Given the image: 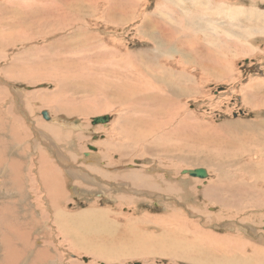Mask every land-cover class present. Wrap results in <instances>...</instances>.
I'll list each match as a JSON object with an SVG mask.
<instances>
[{
  "label": "rangeland",
  "instance_id": "obj_1",
  "mask_svg": "<svg viewBox=\"0 0 264 264\" xmlns=\"http://www.w3.org/2000/svg\"><path fill=\"white\" fill-rule=\"evenodd\" d=\"M68 1L58 3L64 6V14L69 11V17L63 18V31L51 34L50 41L35 35L44 30L26 31L30 38L15 41L11 32L18 35L21 30L0 25V45L6 41L1 35L11 37L7 41L14 44L0 46V264H10L9 238L17 247L13 264H195L176 251L180 241L190 243L192 260L199 261L204 251L217 247L220 251L227 247L224 253L236 256L238 262L239 255L249 251L245 244L264 249V169L256 166L264 162V156L259 158L255 150L259 147L249 138L253 131L249 126L256 129L264 121V105L256 101L258 96L264 100V0ZM17 4L28 5L30 14L38 6L34 0H0V17H9ZM55 4L54 0L46 3L49 13ZM150 18L162 19L165 24L161 25L174 29V41L163 35L172 40L169 44L161 31L155 33L156 22ZM57 19L50 20L54 23ZM55 23L56 28L59 22ZM49 26L44 28L50 33L57 31ZM166 58L168 63L181 62V66L183 61L189 66L187 84L181 86L184 82L178 77L174 91L162 85L158 89L177 98V105L188 110L189 125L176 128L168 136L159 133L146 143H133L140 134L136 119L142 113L139 105L131 108L128 105L135 103L119 99L124 94L123 82L130 80L143 87L139 95L151 93L153 86L144 78L146 72H139L155 63L159 68ZM59 78H65L67 86ZM184 89L189 90L187 95L179 96ZM61 92L63 106L92 110L73 114L58 102L42 104L45 95L60 98ZM43 111L49 112V119L44 118ZM175 113L184 116L177 110ZM100 115H111V122L93 125L92 118ZM120 116L124 128L117 125L122 134L114 126ZM64 133L67 135L62 137ZM107 142H111L110 150ZM220 149L221 158L214 156ZM260 150L264 155V147ZM249 155L254 158L250 160ZM204 156L211 167L201 165ZM41 157L51 167L55 164L54 170L62 177L59 210L73 212V220L66 217L62 222L68 233L61 234L64 238L58 235L54 208L49 206L39 179ZM197 168H204L207 178L185 172ZM124 172L152 176L154 190L146 189L143 182L141 191L133 190L128 182H122L126 181ZM221 172L232 184L242 183L245 189L236 192L225 184L223 190L206 192ZM253 174L259 189H252L256 183ZM92 206L108 209L118 223L94 225L84 214ZM197 231L205 235L199 236L200 240L195 237ZM236 245L243 248L242 252L234 248Z\"/></svg>",
  "mask_w": 264,
  "mask_h": 264
},
{
  "label": "bare ground",
  "instance_id": "obj_2",
  "mask_svg": "<svg viewBox=\"0 0 264 264\" xmlns=\"http://www.w3.org/2000/svg\"><path fill=\"white\" fill-rule=\"evenodd\" d=\"M29 1V0H28ZM34 1H36L37 3H38V6H36L35 8H33V10H34V13H32V14H30V13H28L27 12V7H28V5H26V6H24L23 4H17V6H19V7H15L14 9H12L11 11H9L11 14L9 15V17L8 16H6V17H0V25H1V27H8V28H11V29H13V28H15V27H17L18 29L16 30V32L17 31H19V29L21 30V31H19L18 33V35H15V33H13V32H11V34H10V36L11 37H14L15 38V41H24V38H30V35H28V34H25V32L26 31H33V30H37V31H41V30H44L43 32H41V33H35V35H39L41 38H42V40H49L48 38H50V40H51V38L53 37V36H51V34H56L57 35V32H59V31H63V27H61V23L62 22H64L63 21V18H66V17H69L67 14H68V10H67V8H66V10L68 11L67 12V14L65 13L64 14V12H63V7L64 6H62L61 4H58L59 2H60V0H54L57 4H55L56 5V8L51 12V13H49L48 12V9H49V5H50V3H49V5L47 6L46 5V3L47 2H49L50 0H34ZM68 1V0H67ZM78 1V0H77ZM93 0H89V2H92ZM111 1V0H110ZM51 2H53V1H51ZM69 2V1H68ZM28 3V2H27ZM80 3V2H79ZM82 3V2H81ZM84 3V2H83ZM82 3V4H83ZM129 4H130V1H129ZM135 4V3H134ZM33 5H35V4H33ZM45 5H46V7H45ZM201 5V4H200ZM84 6V5H83ZM120 6H121V4H120ZM123 6V5H122ZM244 6V5H243ZM71 7V6H70ZM81 7V6H80ZM54 8V7H53ZM74 8V7H73ZM82 8V7H81ZM109 8V7H108ZM210 8V7H209ZM237 8V7H236ZM125 9V8H124ZM61 10H62V12H61ZM208 10V9H207ZM244 10H246V9H244ZM249 10V9H248ZM7 11V10H6ZM109 11V10H108ZM118 11V10H117ZM240 11V9H238V11H236V13L237 12H239ZM242 11V10H241ZM247 12V11H246ZM252 13V12H251ZM254 13V12H253ZM29 14V15H28ZM47 14H51V16L49 17V19L48 18H45V16L47 15ZM245 14V13H244ZM261 14V13H260ZM234 16V15H233ZM262 16V15H261ZM186 17H188V16H186ZM235 17V16H234ZM55 19V18H58L57 19V21H55V22H59L58 24H57V27L55 28L54 26H55V22L54 23H52V20H50V19ZM152 18V17H151ZM151 18H150V22L151 21H155L156 22V28L154 29L155 30V33H156V31L157 30H159V31H161L160 32V34L163 36H167V38H171V39H173V41H174V37L176 36V34H175V31H174V29H171V28H165V25H161V24H165V22H163V20L162 19H160V20H155V19H152L151 20ZM232 20V19H231ZM65 23V22H64ZM29 25V26H26V25ZM68 24H71V23H68ZM49 25H51V26H49ZM53 25V26H52ZM161 25V26H160ZM46 26H49L50 28L52 27V29L53 30H57V31H55L54 33L52 32V33H50V29H46V28H44V27H46ZM159 26H160V28H159ZM48 27V28H49ZM84 27V26H83ZM167 27V26H166ZM170 27V26H169ZM209 27V26H208ZM72 28V27H71ZM46 29V30H45ZM67 29V28H66ZM76 29V28H75ZM227 29V28H226ZM206 30V29H205ZM246 30V29H245ZM153 31V30H152ZM248 31V30H247ZM247 31H245V32H247ZM254 31H256V30H254ZM7 32H9V31H7ZM229 32V31H228ZM250 32V31H249ZM248 33V32H247ZM211 34V33H210ZM154 35V34H153ZM2 36V38L1 39H4V40H6V41H4L3 42V46L4 47H10L11 45H14V44H9V42H10V39H11V37H8V35H1ZM22 36V37H21ZM164 36H163V38H164ZM205 36V35H204ZM24 37V38H23ZM32 38V37H31ZM151 38H153V37H151ZM158 38V37H157ZM34 39V38H33ZM154 39H156V38H154ZM164 39H166V37L164 38ZM170 39V40H171ZM239 39V38H238ZM7 40H9V42L7 41ZM49 40V41H50ZM61 40V39H60ZM159 40V39H158ZM170 40H167L166 39V42H170ZM176 40H178V39H176ZM46 41V42H47ZM63 40H61V42H62ZM157 41V40H156ZM172 41V40H171ZM55 42V41H54ZM56 42H59L58 41V39H57V41ZM151 42V41H150ZM160 42V41H159ZM158 42V43H159ZM162 42V41H161ZM64 43V42H63ZM74 43H76V42H74ZM80 43L81 42H79V45H80ZM83 43V42H82ZM179 43V42H178ZM56 44V43H55ZM55 44L52 42L51 43V45H53V46H55ZM78 44V43H77ZM84 44V43H83ZM156 44V43H155ZM170 44V43H169ZM250 44V43H249ZM57 45V44H56ZM59 45H61V43L59 44ZM58 45V46H59ZM63 45V44H62ZM75 45V44H74ZM158 45V44H157ZM1 46V45H0ZM3 46H1V47H3ZM76 46V45H75ZM172 46V45H171ZM57 47V46H56ZM77 47V46H76ZM159 47V46H158ZM252 47V46H251ZM59 48V47H58ZM153 48V47H152ZM156 49L157 48H155V51H156ZM151 51V53H152V50H150ZM164 51V50H163ZM169 51V50H168ZM171 51V50H170ZM246 52V51H245ZM239 53V52H238ZM154 54V53H153ZM152 54V55H153ZM156 54V53H155ZM169 54H170V52H169ZM157 55V54H156ZM155 55V56H156ZM171 55V54H170ZM169 55V57H171ZM155 56H153L151 59L152 60H154L155 59ZM158 56V55H157ZM156 56V57H157ZM162 56V55H161ZM160 56V57H161ZM166 56V55H165ZM168 56V55H167ZM149 57H151V54H150V56ZM169 57H167V58H169ZM167 58H166V60H167ZM170 59V58H169ZM152 60H150V63H152L151 61ZM176 61V60H175ZM180 61V60H179ZM178 61V62H179ZM228 62V61H227ZM230 62V61H229ZM161 63V62H160ZM177 63V62H176ZM179 63H181V62H179ZM179 63L178 64H174V62H169L168 63V60L166 61V63H164L163 62V64H160V66H159V68L157 67V66H155L156 65V63L154 64V65H151V67H144V69L143 70H141L139 73H141L142 74V72L144 73V72H146V74H145V77H144V75H142L144 78H146L147 79V81L149 82V84L150 85H152L151 87H152V91H150L149 89H147V90H149L151 93H146V95H139L138 94V92L139 93H141L142 91H143V87L142 88H140V87H138L137 86V84L135 83V82H133V81H130V80H127V81H124L123 82V90H124V94L123 95H121V98H119L120 100H122V101H125V102H128L129 104H132V103H135V104H132V105H128V106H130L131 108H135L136 106H138L139 105V111H141V113H142V115L140 116V117H138V119H136V122H137V124L139 123V125H140V134H138L136 137H134L133 138V143H143V142H147V140H150V139H152L155 135L157 136L159 133H164V135L165 136H168V134H172V132H174L173 130H176V128H178V127H183V129H184V126H187V125H189V121L187 120V116L189 115V113H188V110H185V108H183L182 106H180V105H177L178 104V99L177 98H171L170 97V94L168 95V94H165V95H163V94H161V93H159V91H158V89H159V85H162L163 87H166V86H168L169 88H170V90L172 89L173 90V88H174V85L175 84H177L178 82H177V78L179 77V78H181V80L180 81H183L184 83H182L181 84V86H184L185 84H187L188 83V81H190V72H189V66L188 65H186V64H184V62L182 61V65L181 66H179ZM61 64H63V66L62 67H65L66 65H65V62H63V61H61ZM141 66V65H140ZM172 66H174V67H172ZM138 67V66H137ZM136 67V68H137ZM141 68H143V66L141 67ZM11 69V68H10ZM152 69H154V70H152ZM156 69H157V71H156ZM135 70V69H134ZM137 70V69H136ZM135 70V72H137V71H139V70H137L136 71ZM150 70H152V71H150ZM159 71V72H158ZM138 73V72H137ZM63 75V74H62ZM130 75H131V73H130ZM134 75V74H133ZM125 76H127V75H125ZM140 76V75H139ZM211 76V75H210ZM224 76V75H223ZM216 77L217 78H219L220 76H219V74L217 73V75H216ZM56 80L58 79V77L57 76H55L54 77ZM126 78V77H125ZM137 78H138V76H137ZM204 78V77H203ZM65 79V78H64ZM60 80V78H59V81L61 82V84L64 86V85H66L67 86V84H66V81L65 80ZM222 79H223V77H222ZM203 81V80H202ZM77 85V84H76ZM146 87H147V85H146ZM179 87V86H178ZM79 88V87H78ZM119 88V87H118ZM150 88V87H149ZM8 89V88H7ZM165 89V88H164ZM118 90V89H117ZM174 91V90H173ZM189 91V90H188ZM188 91H186L185 89H184V91H182L181 93H178L179 94V96H185V95H187V92ZM147 92V91H146ZM170 92V91H169ZM179 92V91H178ZM17 93V92H16ZM64 93L63 92H61L60 93V98H57L56 96H53V95H45V97H43V102H42V104L43 105H53V104H56L57 102L59 103V105L62 107V109L64 110V111H66L65 109L67 108L68 110H67V112H70V113H73V114H87L88 112H90L92 109H91V107H70L69 105L68 106H63L62 104H60V101L61 100H63L62 99V97L64 96L63 95ZM174 95H175V93H174ZM174 95H172V96H174ZM258 96V95H257ZM175 97V96H174ZM260 99H258V100H256V101H258V103L259 104H263L264 105V100L260 97V96H258ZM69 98V97H68ZM245 98V97H244ZM76 101V100H75ZM255 104H256V102H254ZM126 104V103H125ZM249 104V103H248ZM253 104V103H252ZM251 104V105H252ZM167 105L168 106H172L170 109H168V107H167ZM250 105V104H249ZM254 105V104H253ZM58 106V105H57ZM73 106V105H72ZM177 106V107H176ZM60 107V108H61ZM121 107V106H120ZM255 107V106H254ZM263 107V106H262ZM12 108V107H11ZM179 111V112H182L183 114H184V116L183 117H180L177 113H175V111ZM110 111V110H109ZM190 112V111H189ZM28 113V112H27ZM51 113V112H50ZM122 113V112H121ZM124 114V113H123ZM132 114V113H131ZM177 115V116H176ZM15 116V115H14ZM49 118H50V116H49ZM54 118V117H53ZM134 118H136V117H134ZM180 118H183V120L182 119H180ZM2 119V118H1ZM132 119V118H131ZM118 120V119H117ZM121 120V121H120ZM5 121H8V120H6L5 119ZM5 121H3V122H5ZM10 121V120H9ZM111 122V121H110ZM121 122H124V120L122 119V117L120 116V119L117 121V123L114 125L115 126V128L116 129H119V130H121L120 132H121V134L123 133L122 131V129L121 128H119V126L117 125V124H120L121 125V127L122 128H124V124L123 123H121ZM262 123H259V125H257V127H256V129L255 128H253V126L252 125H250L249 127H251L252 129H253V131H256L255 133H253V131L251 132V134L249 135V138L252 140V142L253 143H256L258 146H256V147H259L258 149H256L255 148V150L256 151H258V154H259V158L261 157V156H264L263 154H262V150H260V146H262V147H264V121H261ZM59 123V122H58ZM13 124V123H12ZM62 124V123H61ZM65 124V123H64ZM6 125V124H5ZM48 125V124H47ZM50 125V124H49ZM63 125V124H62ZM67 125V124H66ZM117 125V126H116ZM10 126V125H9ZM64 127H65V125H64ZM188 129V128H187ZM214 129V128H213ZM211 130V129H210ZM214 131V130H213ZM18 132V131H17ZM120 132H118V133H120ZM170 132V133H169ZM210 132V131H209ZM215 132V131H214ZM217 132V131H216ZM247 132V131H246ZM59 133V132H58ZM120 134V135H121ZM129 134V133H128ZM210 134V133H209ZM213 134V133H212ZM216 134V133H215ZM218 134H221V133H218ZM56 135V134H55ZM67 134L66 133H64V134H62V137L64 136H66ZM177 135V134H176ZM69 136H71V135H69ZM117 136H118V134H117ZM129 136V135H128ZM182 136V135H181ZM121 137V136H120ZM119 137V138H120ZM61 138V137H60ZM78 138V137H77ZM168 138V137H167ZM167 138H165V139H167ZM253 138V139H252ZM164 139V138H163ZM200 139H201V137H200ZM202 139H204V138H202ZM208 139H210V138H208ZM248 139V138H247ZM111 141V140H110ZM205 141V140H204ZM208 141V140H207ZM232 142H230L231 144H233L234 142H233V140H231ZM239 141V140H238ZM129 142H131L130 141V139H129ZM250 142V141H249ZM154 143V142H153ZM210 144H211V142H210ZM19 145V144H18ZM110 145H111V142H107L106 144H105V146L110 150ZM131 145H133V144H131ZM218 146L220 145L219 143L217 144ZM234 145H236L235 143H234ZM115 146V145H114ZM202 146V145H201ZM105 147V148H106ZM116 147V146H115ZM133 147V146H132ZM220 147V146H219ZM117 148V147H116ZM137 148V147H136ZM36 150V149H35ZM144 150V149H143ZM39 151V150H38ZM141 151V150H140ZM35 152V151H34ZM37 152V151H36ZM221 152H222V149H220V150H218V151H216V153L214 154V156H217V157H219V158H221ZM102 153V152H101ZM140 153V152H139ZM243 153H246V151H244L243 150ZM263 153H264V150H263ZM0 154H1V152H0ZM91 154L92 153H89L88 154V156H91ZM97 154H98V152H97ZM223 154V153H222ZM241 155V154H240ZM249 156H251V155H249ZM232 157V156H231ZM230 157V158H231ZM248 157V156H247ZM0 158L2 159V157L0 156ZM179 158V157H178ZM235 158V157H234ZM254 158V156H251L249 159L250 160H252ZM5 159V158H4ZM9 159V158H8ZM13 159V158H12ZM207 159V156H204L203 157V160H204V162H203V164H201V165H205V166H209V167H211V165H209L205 160ZM46 160V159H45ZM44 160V158L43 157H41L40 158V169H39V173L38 174H40V177H39V179H41V181H42V185H43V187L45 186V188L43 189L44 190V192L46 193L44 196H45V198L47 199V201H48V203L50 204L49 206H52V208H54V209H52V210H54V219L56 220V222L58 223V228H57V231L59 232L58 233V235H60L62 238H64L63 236H65V234H64V232L65 233H67L66 232V230L64 229V227H63V221H64V219L67 217L68 218V220H73V216H70V214L71 213H73V212H69V213H67V211H65V213L64 212H61L60 210H59V207L60 206H58V198L60 197V191L62 190V188H63V184L61 183V178L62 177H60V175H59V173H57L55 170H54V168H55V164L53 165V163H52V167L48 164V161L46 160L45 161ZM208 160H209V157H208ZM103 161V160H102ZM233 161V160H232ZM259 161H260V159H259ZM21 162V161H20ZM88 162V161H87ZM218 162V161H217ZM234 162V161H233ZM248 162V161H247ZM262 163H255L256 164V166H258L260 169H264V162L263 161H261ZM90 163V162H89ZM13 164V166L16 164V163H12ZM23 164V163H22ZM95 165V164H94ZM129 165V164H128ZM254 165V164H253ZM5 166V165H4ZM17 166H19L20 167V165H18L17 164ZM17 166H15V167H17ZM126 166V165H125ZM134 166V165H133ZM19 167H18V169H19ZM151 167V166H150ZM221 167V166H220ZM6 168V167H5ZM125 168H129L128 166L127 167H125ZM158 168V167H157ZM252 168V167H251ZM257 168V167H256ZM11 169L13 170L14 169V172H16L17 171V168H13L12 166H11ZM102 169V168H101ZM253 169V168H252ZM260 169H258V171L260 170ZM21 170V169H20ZM29 170V169H28ZM193 170V169H192ZM247 170V169H246ZM249 170V169H248ZM248 170H247V172H248ZM100 171V170H99ZM135 171V170H134ZM245 171V170H244ZM261 171V170H260ZM254 172V171H253ZM66 173V172H65ZM125 173V172H124ZM245 173H246V171H245ZM257 173H259V172H257ZM244 174V173H243ZM263 174V173H262ZM236 175V174H235ZM38 176V175H37ZM122 176H123V178H125V180L126 181H122V182H128L129 184H130V186L131 187H133V190L135 189L136 191H138V190H142V188L140 187V183L141 182H143V183H145V188L146 189H151V190H154V186H153V184L156 182L153 178H152V176H146V175H141V174H139V173H137V172H131V173H128V174H126L125 173V175H123L122 174ZM237 176V175H236ZM240 176V175H239ZM10 177H12L11 175H10ZM19 177H20V175H19ZM198 177V176H197ZM249 177V176H248ZM251 177L253 178L254 177V181L256 182V180H255V174H253V176L251 175ZM243 178H245L244 176H243ZM250 178V177H249ZM35 179V178H34ZM240 179H242V178H240ZM230 180L231 179H229L228 180V178L226 179L225 178V175L224 174H222V172H221V174H220V177H219V179L216 181V183H213L212 185H211V187H209L207 190H206V192H212L213 191V193H215V191H218V190H220L221 188H222V190H223V188H224V186H225V184L227 185V186H229L230 187V189L231 190H233V191H239L240 192V190H243V189H245V187H243V188H241L242 186V183H241V185H239V186H237V184L235 185V184H232L231 182H230ZM235 180V179H234ZM247 180V179H246ZM259 180V179H258ZM22 181V180H21ZM233 181V180H232ZM251 181V180H250ZM261 181L262 182H264V177H261ZM242 182V181H241ZM254 182V183H255ZM244 183V182H243ZM248 183H250V182H248ZM260 183V182H259ZM142 185V184H141ZM244 185V184H243ZM246 185V184H245ZM259 184H257V182L253 185V188L252 189H259V188H255V187H257ZM190 186V185H189ZM201 186V185H200ZM251 186V185H250ZM226 187V186H225ZM247 187V186H246ZM249 187V186H248ZM65 188V187H64ZM174 188V187H173ZM172 188V189H173ZM228 188V187H227ZM227 188H226V191H227ZM241 188V189H240ZM250 188V187H249ZM138 189V190H137ZM175 189V188H174ZM206 189V188H205ZM64 190V189H63ZM183 190V189H182ZM251 190V189H250ZM264 190V189H263ZM193 191V190H192ZM225 191V192H226ZM232 191V192H233ZM252 191V190H251ZM77 192V191H76ZM148 193V192H147ZM151 193V192H150ZM219 193H221V192H219ZM229 193V192H228ZM227 193V194H228ZM230 193H231V191H230ZM248 193V192H247ZM250 193V192H249ZM258 193V192H257ZM143 194V193H142ZM239 194V193H238ZM241 194V193H240ZM251 194V193H250ZM259 194V193H258ZM220 195V194H219ZM233 196H234V194H232ZM231 195V196H232ZM42 196L43 195H41V198H42ZM225 196V195H224ZM123 197V196H122ZM238 199H239V197H237ZM34 201V200H33ZM132 201V200H131ZM241 201V200H240ZM239 202V201H238ZM15 203V202H14ZM17 203V202H16ZM127 203V202H126ZM130 203V202H129ZM235 204V203H234ZM1 205V204H0ZM40 205H42V204H40ZM250 205V204H249ZM36 206H37V204H36ZM231 206V205H230ZM255 206H257V205H255ZM39 207H41V206H39ZM9 208H11V207H9ZM8 208V209H9ZM31 208V207H30ZM90 208V207H89ZM88 208V209H89ZM33 209V208H32ZM13 210V209H12ZM37 210H38V207H37ZM4 211H7V209H5ZM4 211H2V212H4ZM11 211V210H10ZM28 211V210H27ZM134 211V210H133ZM1 213V212H0ZM80 212H75V214H79ZM33 214V213H32ZM35 214V213H34ZM84 214H87L88 216H87V218H85V219H90V221L94 224V225H96V226H98L99 227V225H100V223L101 222H115V223H118V221H117V219H115V218H113V214H112V212H109L108 211V209H104V208H100V207H98V206H92L90 209H89V211L87 210V212H85ZM80 215H83V214H80ZM53 216V215H52ZM1 218V217H0ZM120 222V221H119ZM191 222V221H190ZM15 223V222H14ZM264 224V223H263ZM194 228V227H193ZM51 229V228H50ZM196 229V228H195ZM264 229V228H263ZM14 231V230H13ZM126 231H129V229L127 228L126 229ZM201 231L203 232V230L201 229ZM19 232V231H18ZM49 232V231H48ZM202 232H200V231H197V234H198V236H195L196 238H199V236H202V238H203V236H205ZM3 233V232H2ZM138 233V232H137ZM63 236H62V235ZM68 234V233H67ZM20 235V234H19ZM49 236H52V234L50 235L49 234ZM146 237V236H145ZM194 237V236H193ZM192 237V238H193ZM244 237V236H243ZM183 238V237H182ZM235 238V237H234ZM10 240H11V243H9V247H7V249L9 250V252H7L8 254H9V258H8V261H10V264L12 263H14V262H16V258L14 259V257H16V256H14L13 257V255L15 254L14 252H16L15 250H16V246L12 243V239L11 238H9ZM24 239V238H23ZM140 240V239H139ZM199 240H200V238H199ZM232 240V239H231ZM230 240V241H231ZM234 240V239H233ZM232 240V241H233ZM239 240H241V241H243L242 239H240L239 238ZM55 241V240H54ZM229 241V242H230ZM232 241H231V243H232ZM14 242V241H13ZM27 242V241H26ZM138 242V241H137ZM234 242V244H236L235 243V241H233ZM8 243V242H7ZM139 243H140V241H139ZM240 242H237V244L238 245H240L239 244ZM246 242H241V244H245ZM5 244V243H4ZM230 244V243H229ZM234 244H230V245H234ZM8 245V244H7ZM27 245H29L28 243H27ZM141 245V244H140ZM143 245V244H142ZM174 245V244H173ZM229 245V246H230ZM238 245H236L234 248H237V250H239L240 248H241V246H238ZM145 246V245H144ZM148 246H150V248H151V246H152V241H150L149 242V245ZM177 246V252H182V255H184V256H187V259L188 260H190L191 262H193V263H195V264H264V249L263 248H256L255 247V245L253 244V246L251 247L250 245H248V244H245V248H246V250H249V251H245L244 253L241 251L243 248H241L240 249V251L239 252H242L241 253V255H239V259H240V262H238L237 261V258H236V256H234V255H232V254H227V253H224V251H225V249L227 248V247H225L224 245H221V247L222 246H224L223 248V250L222 251H220L219 249H220V247H217L216 249H215V251L214 250H207V251H204L201 255H202V260H192V258H194V254L192 255V252H191V248H190V243L189 242H183V241H180V242H178V244L176 245ZM258 246V245H257ZM16 247V248H15ZM128 247V246H127ZM142 246H140V248H141ZM233 247V246H232ZM242 247H244V245H242ZM23 248V247H22ZM79 249V248H78ZM103 249V248H102ZM163 249H164V247H163ZM222 249V248H221ZM228 249V248H227ZM10 250H12V251H10ZM19 250V249H18ZM18 250H17V252H18ZM104 251H105V249H103ZM127 250V249H126ZM133 250V249H132ZM137 250V249H136ZM149 250V249H148ZM174 250V249H173ZM172 250V251H173ZM194 250V249H193ZM14 251V252H13ZM102 251V250H101ZM12 252V253H11ZM103 252V251H102ZM101 252V253H102ZM134 253L136 252L135 250L133 251ZM237 252V251H236ZM54 253V252H53ZM112 253H115V252H112ZM134 253H133V255H134ZM155 253V252H154ZM170 253V252H169ZM172 253H174V254H177L176 252H172ZM195 253V252H194ZM13 254V255H12ZM91 254V253H90ZM148 254V253H147ZM17 255V254H16ZM19 255V254H18ZM96 255V254H95ZM137 256H138V254H136ZM153 255V254H152ZM151 255V256H152ZM171 255V254H170ZM169 255V256H170ZM92 256V255H91ZM97 256V255H96ZM96 256H95V258H96ZM130 256V255H129ZM142 256V255H141ZM150 256V255H149ZM155 256V255H154ZM178 256V255H177ZM176 256V257H177ZM36 257H37V259H39V254H37L36 255ZM171 257V256H170ZM173 257V256H172ZM176 257H173V259H175ZM220 257V258H219ZM45 258V256L43 257V259ZM94 258V259H95ZM107 258V260L109 259L108 257H106ZM131 258V257H130ZM135 258V257H134ZM139 258V257H138ZM178 258V257H177ZM176 258V259H177ZM181 258V257H180ZM213 258H216L218 261H216V262H214V263H210V262H208V260H210V259H213ZM132 259V258H131ZM172 259V258H171ZM200 259V258H199ZM21 260V259H20ZM25 260V259H24ZM93 260V259H92ZM115 260V259H114ZM116 260H117V258H116ZM122 260H124L123 258H122ZM143 260V259H142ZM36 261V259L33 261V262H35ZM110 261V260H109ZM117 261H119V260H117ZM183 261H185V260H183ZM90 262V261H89ZM112 262H113V260H112ZM111 262V263H112ZM123 262V261H122ZM188 262V261H187ZM191 262H189V263H191ZM94 263V262H93ZM5 264V263H4ZM16 264V263H15ZM90 264V263H89ZM140 264H141V262H140Z\"/></svg>",
  "mask_w": 264,
  "mask_h": 264
},
{
  "label": "water",
  "instance_id": "obj_3",
  "mask_svg": "<svg viewBox=\"0 0 264 264\" xmlns=\"http://www.w3.org/2000/svg\"><path fill=\"white\" fill-rule=\"evenodd\" d=\"M42 115L44 116L45 119H49V112L48 111H43ZM112 119L111 115H100V116H95L92 118V124L97 125V124H106L110 122ZM91 150H95L93 146H90ZM87 155L89 153H86ZM185 172H189L190 175L195 176V177H201V178H207L208 173L204 168H197L194 170H187ZM136 264H140V262H137Z\"/></svg>",
  "mask_w": 264,
  "mask_h": 264
}]
</instances>
